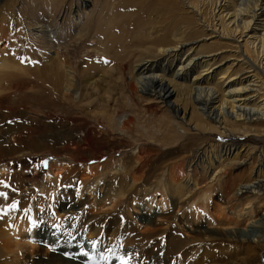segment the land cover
Returning a JSON list of instances; mask_svg holds the SVG:
<instances>
[{
	"label": "bare ground",
	"instance_id": "6f19581e",
	"mask_svg": "<svg viewBox=\"0 0 264 264\" xmlns=\"http://www.w3.org/2000/svg\"><path fill=\"white\" fill-rule=\"evenodd\" d=\"M54 1L55 10L51 15L55 16V20L52 30L49 31L43 26H38L33 28L35 31L32 34V38L40 43L43 51L51 56V63L43 65L41 68L36 67L33 75H39L40 78L38 76L37 78L43 82V85L45 80L48 82L50 86L48 88L55 96L53 97L56 98L57 103L72 105L74 102L80 103L79 101H81L80 99L84 96V93L91 94L92 89L95 91L96 86L99 85V79L92 78L89 75L87 78L84 77L85 80L80 79L78 82L80 78H78V73L81 71L80 66L68 65L62 59V55L66 53L68 40L72 41L74 39L76 44L89 43L97 46L100 42H94L96 39L99 40L96 36L104 35L108 26L106 23H100L104 14V9L100 4L101 0ZM15 4H17L16 0H12V10H15ZM107 5L110 10L109 16L126 10L130 19L128 23L134 35L132 44L133 47L139 50V58L129 65L123 64L122 68L123 71L126 70L127 74L122 79V83L128 95L123 98L120 105L130 111L121 113L119 119L116 120V112L110 109L109 100L104 101L102 99L105 104L98 116L99 120H102L101 126H103L104 133L111 136L109 137L114 140L113 143L118 146L116 149L121 148V158H108L109 160L102 165L97 163L89 167L87 163L83 164L79 161L77 163L75 155H69V157L72 156L69 159L71 165L65 166L66 160H63L61 163H57L59 166L57 171L61 170L59 171L61 174L65 171H67L66 174H71L74 171L71 167L72 164L75 165L76 169L81 168L80 171H83V174L81 178L79 177L80 184L85 186V191L87 190L93 194V201L91 200V203L86 207L82 200L76 205H69L75 211L86 209L88 214L85 213L89 216V220L86 219L87 221L80 224V227H77L70 235L73 244L83 252L82 245L92 239L99 259L106 261L110 258L115 261L117 255L124 251V248L111 245L113 244L111 240L115 236V222L106 221L108 211H104L103 207H105L107 201L103 204L97 201L99 192L103 188L100 185H107L104 182L105 178H109L110 185L117 180L126 182L125 186H123L125 182H123V185L120 184L122 188H117L115 192L113 191L114 194L109 193L112 196L110 198L111 204H115L111 206L113 209L119 207L127 209V211L133 208L136 210L135 213L146 216L147 223L145 222L142 228L139 226L142 230L140 236L142 238L148 237L154 232L158 235V242L168 240L170 237L169 232L172 229L185 226L188 230L191 228V225H188L187 222L184 223L181 217L174 213L162 216L164 214L162 208L168 207L167 204L170 198L172 200L176 199L178 204L185 202L188 204L193 200L189 208L193 207L196 201L201 200L203 201L201 207L205 210L211 192L206 191L204 187L211 188L218 185L226 195L228 203L229 201H236L239 196L258 202L264 199V0H116L115 4L107 1ZM114 18L115 16L113 18L109 17V19ZM112 22V20L109 21V27L114 25H112ZM175 22L178 25L169 29L168 25ZM60 28H67L72 31L69 32L71 37L63 39ZM121 32L123 33V31ZM91 35H94L93 39L89 38ZM224 50L230 52H224ZM0 53H3V51L0 50ZM231 58L233 60L228 62V66L223 67L225 65L223 61ZM6 65V61L0 59V69H3ZM13 68L21 72L18 66H13ZM44 74L46 76L42 78ZM30 84V82L18 80L16 84L7 89L5 87L3 90H13L9 92L11 94L7 93V96L17 97V100L22 99L23 101L25 97L30 98L27 93L30 89H34V87L30 88ZM3 92L1 91L0 97L6 99ZM38 92L33 94V97L42 96L43 91L41 88H38ZM110 100L116 101L114 98H110ZM24 101L26 100L24 99ZM43 101L46 100L43 99ZM115 103L117 104L119 101ZM152 104L156 107L163 106L167 108L168 106L166 110L170 115L166 122L154 126L153 131L149 130V124L140 118L141 114L137 109V106L140 105L141 111H145V106ZM99 120L97 119V121ZM192 131L195 132L194 134L204 135L208 142L202 146L200 145L189 158L184 159V169L180 165L176 167L175 164L171 165L170 168L160 169L162 172L160 171L158 177L156 176L155 183L150 184L147 190L144 189L146 190L145 194L149 195L153 192L154 187L159 188L163 195L159 201L156 202L153 198L150 202H145L146 204H139L137 207L132 206L133 195H135L134 189L137 188L138 182H140V179L134 177V174L138 169L144 167V161L147 160L144 153L150 155L152 152H149V150L147 152L146 146L155 145L165 150L169 144L188 137L192 134ZM15 133V129H12L1 134V166L2 162L12 160L10 157L12 153L8 152L11 147L8 148L3 145L5 143L7 145L11 141L8 142L4 137L11 136L12 141L16 142L18 137ZM67 134L71 136L70 142L73 141L74 148L81 149L85 144H87V148H90V144L93 143L94 138L90 137V133H85L83 139L73 137L70 132H67ZM217 137L219 141L216 142L213 139ZM110 138L109 140H111ZM103 140L106 141V139ZM248 141L252 144H247ZM126 142L133 146L130 147L129 154H126V149H128L127 146L125 147ZM135 149H138V153L134 154ZM111 152H115V149L107 151V153ZM2 153L6 154L3 159ZM86 153L88 154V152ZM111 155L114 156L115 154ZM21 156L19 153L14 158ZM141 156H143V160ZM83 160H92V157L86 155ZM54 165L51 168L55 167ZM79 165L80 167H78ZM242 168L249 171V176L239 183H230L234 179L232 173ZM11 170L12 168L9 167V171ZM63 170L65 171L63 172ZM53 171L49 169V172L43 177V182L40 183L41 191L48 190L49 181L46 183V177H50V180L56 178L55 176L51 177ZM120 171L121 174H118ZM176 173L178 177L173 175ZM39 174H41V171ZM91 175L93 177H90ZM200 177H202V181L199 182ZM121 181H117L118 184L122 183ZM200 185L203 189L201 191ZM197 193L199 194L195 200L193 197ZM167 197H169L168 200ZM66 200L68 199L66 198ZM99 201H101V198ZM68 203L72 202H62L59 205L60 211L56 213L57 215L54 214V217L62 221V217L67 213L65 210ZM182 207L180 206L179 209H182ZM234 208H230L229 211L233 213ZM71 216L73 215L71 214ZM16 217L13 219L14 221H9L11 227L6 230L4 237L13 240L14 238L19 239L20 231H24V237L27 240L32 239L33 230L31 225L35 224L33 219L24 216L23 219L20 216ZM154 218H160L163 221L158 222ZM150 222H154L156 225L150 226L148 224ZM216 224L228 226L232 222L222 219L218 220ZM39 227V232H41L40 241L44 247L47 246L50 249L57 242L52 237L58 240L57 235L60 236L62 229H66V226L62 229H60L61 227L55 229L56 227L51 228L46 225H39ZM202 229L205 228H193L191 229V235L184 234L183 236L182 234L181 238L175 240L178 248L196 242L195 251L199 255L191 264H264V218L254 226L255 233L251 236L244 235V231L214 234L205 230L203 232ZM121 238L126 237L123 235ZM146 241L151 240L139 239V241L126 242L127 250L130 246L132 249L135 246L144 249L145 246L150 244ZM11 242L9 241V243ZM5 249L3 250L5 251ZM13 251H11V254L18 256ZM130 253L129 264H145V261L148 260L145 258V251L144 253L139 251L137 253L138 257L136 254ZM53 254L50 257V263L67 264V262L57 259L58 257L55 258ZM151 263L150 260L146 264Z\"/></svg>",
	"mask_w": 264,
	"mask_h": 264
},
{
	"label": "rangeland",
	"instance_id": "374dc122",
	"mask_svg": "<svg viewBox=\"0 0 264 264\" xmlns=\"http://www.w3.org/2000/svg\"><path fill=\"white\" fill-rule=\"evenodd\" d=\"M107 1L112 2V4L116 3V0L100 1V4L104 9V14L102 15L103 17L101 16L102 20L100 23H106L108 26L105 34H100L101 36L99 37L96 36V38L99 40H94L95 43L96 41L100 43L97 44V46H94L93 44L89 43L76 44L74 39L72 41L68 40L69 47H66V53L62 55V59L64 62H66V64H70L71 66H80L81 71L78 73V78L80 77L78 82L80 79L85 80L89 75L92 78L96 77L99 79V85L96 86L95 91L92 89L90 92L91 94H86L83 92L84 96L80 99V103H75L73 101L74 103L69 105L63 103L59 104L60 102L57 103L55 101L56 98L54 99L55 96L52 95V92H50L51 90L48 88L50 87L48 82L45 80L46 84L44 83L43 85V82L38 79L40 76L37 74L36 76L33 75L36 67L41 68L43 65L51 63V56L43 51L40 43L32 38V34L35 31L33 28L38 26H43L49 31L52 30L55 16H52L51 14L55 10V7L53 6L55 1L16 0L17 4L14 5L15 10H12V0H0V50L3 51V53H0V59L5 60L7 63L6 67L0 69V95L2 94L1 91L3 92L5 87L6 89L9 88L11 85L16 84L18 80L30 82V88L34 87L33 90L30 89L27 93L28 97L30 98L25 97L23 98V101L22 99L17 100V97L9 95L7 96V93L12 92L13 90H5L3 92V94L6 96V99L0 97V137L2 136L1 134L7 133L12 129H15V135L18 137V141L16 142L12 141L11 136L4 137V139H7L8 142H12L7 143V145L6 143L3 144L8 148L11 147L10 151L8 152L12 153L10 156L12 160H6L2 162V166L0 165V242H5L3 243L4 245L0 243L2 244L0 247L2 250L6 248L5 251H2L0 248V264H53L49 262L53 253L55 258L58 257L57 259L65 261L67 264H129V252L136 254L138 257L137 253H139V251L141 253H144L145 251V258L148 259L145 261V264L150 260L152 261L151 264H191V262H193L194 259L199 255L197 251H195L197 245L195 242L178 248L175 240H178L179 237L181 238L182 234L183 236L184 234L189 236L191 235V229L199 227L205 228L202 229L203 232L205 230L214 234H220V232L239 233L240 231H244V235L251 236L255 233L254 226H256L257 223L264 218V199L262 201L259 200L258 202L256 200H248L242 196H239L236 201H229L228 203L226 195L221 190L220 186L216 185L211 188L204 187L206 191L211 192L210 197H208V205L206 206L207 208L205 210H203L201 207L203 205V201L201 200L196 201L194 206L189 208V206L192 205L191 202H193V200L188 204H186L187 202L178 204L176 199L172 200L170 198L168 200L169 197H167L168 207L162 208L164 213L162 216L174 213L178 217H181L184 223L187 222L188 225H191L190 230H188L187 226L183 228H175L174 230L172 229L169 232L170 240L168 238V240L165 242H158V235L154 232L150 236L142 238V236H140L142 233L141 228L145 222L147 223L146 216L140 213H135L136 210L133 208L128 209L130 212L127 211V209L119 207L118 209H113L112 206L115 204L112 205L110 202V198L112 197L110 194H114L117 188L121 189V185H123V182L125 181L117 180L118 182L121 181L122 183L118 184V182L115 181L110 185L111 182L109 178H105L104 182H106L107 185H100L103 188L99 192L97 201L102 202V204L103 202H108H106L105 207H103L104 211H108V214L106 215V221L109 220L108 222H115V236L111 240L113 243L111 245L124 248V251H121L119 255H117V259L115 261L110 258H108L106 261H102V259L98 258L99 255L94 249L95 246L92 239H89L86 244L82 245L84 248L83 252L80 248H78V246L73 244L70 235L73 234L77 227H80V224L89 220V216H87L88 212L86 209L75 211L69 205H76L82 200L83 203H85L84 206L86 207L89 203H91V200L93 201V194L87 190L85 191V186H81L80 184V178L83 174V171H80L82 170L81 168L76 169L75 165L72 164L71 167L74 170L73 173L66 174L67 171L63 170V172H65L61 174L59 172L61 170L58 169L59 171H57V168L59 167L57 163H61V161L66 160L64 163L65 166L71 165V161L69 159L74 155L77 157V163L78 161L82 162L83 164L87 163L89 167L94 166L97 163L102 165L112 157L116 159L121 158V148L116 149L118 146L113 143L114 140L110 138L111 136L109 134L104 133L103 126H101L102 120H99L98 116L103 110L102 108L105 104L104 101L107 100H109V106L111 107L109 108L116 112V120L119 119L121 113L130 111L129 109H125L120 105V102L123 101V98L128 95V92L124 89V85L122 83V79L127 74L126 70L123 71L122 68L124 66L123 64L129 65L139 58V50L133 47L134 45L132 44V42H134V35L128 23L130 21L128 13L125 10L118 12V15L116 14L109 16L110 10L109 6L107 5ZM114 16V19H109V17L113 18ZM110 20L113 21L112 25L114 24L113 26L115 28L113 26L109 27ZM177 25V22L171 23L168 25V28L171 29ZM59 30L63 39L71 37L69 32L72 31L68 30L67 28H60ZM121 31H123V33ZM89 38L93 39L94 35L89 36ZM104 38L105 40H103ZM224 52L229 53L230 51L224 50ZM231 60L233 59L231 58L229 60H224L223 62L225 65L223 67L228 66L227 64H229L228 62H231ZM13 66H18L21 69V72L18 69H14ZM43 76L44 77H41L45 78L46 74ZM37 87L41 88L43 94L42 96L33 97V94L39 93ZM81 87L82 90H84L83 86ZM105 90L107 92H104ZM110 98H114L116 101H119V103L116 104V101L113 102L110 100ZM24 99L26 101H24ZM43 99L46 101H43ZM137 109L141 114L140 118L149 124V130L151 131L154 130V126H158L163 122H166L170 117L166 110L168 109V106L167 108L163 106L156 107L152 104L145 106V111H141L139 105L137 106ZM97 119L99 121H97ZM67 132H70L71 135L77 139H83L85 137V133H90V137L94 138L93 143L90 144V148H87V144L81 147V149L74 148L73 146H75V144L73 141L70 142L71 136H68ZM191 133L192 134L188 135V137L180 141L178 140L179 142H172L173 144H169L165 150H162L161 147H157L155 145L146 146V151L149 150V152H152L150 155L144 153L145 158L147 159L144 161V167L143 169H138L134 174V177L139 178L140 182H138L137 188L134 189L135 195H133V200L135 202H132V206L137 207L139 204H146L145 202H150L153 198L156 202L159 201L163 196L159 188L154 187L152 190L153 192H151L149 195L145 194V191L148 187H150V184L155 183L159 172L164 167L170 168V166L173 164H175L176 167L180 165L182 169H184V159L189 158L193 154L192 152L200 147V145L202 146L208 142L204 135L194 134L195 132L193 133V131ZM102 138L106 139V141ZM109 138L112 141L109 140ZM213 140L217 142L219 141V138L217 137ZM128 143L129 142H126L125 145V147H128V149H126V154H129L128 152L130 147H133ZM247 144H252V142L248 141ZM179 146L180 148H178ZM72 148L79 152H75ZM113 149H115V152L107 153V151L109 152ZM86 152H88V154ZM19 153L22 156L19 158H14ZM135 153H138V149H135L134 154ZM79 154L84 156V158H82V156ZM111 154L115 155L113 156ZM69 155L72 156L69 157ZM86 155H91L92 160L84 161L83 159H85ZM5 157L6 154L2 153V159ZM75 157L73 158L75 159ZM141 157L143 160V156ZM53 164H55V167L51 168ZM40 165H43V168ZM9 167L12 168L11 171H9ZM78 167H80V165ZM49 169L54 170V173L56 172L55 175L54 173L51 175V177L55 176L56 178L50 180V177H46V183L49 181V185L47 187L48 190L41 191L40 183L43 182V177L46 176V174L49 172ZM40 171L41 174H39ZM118 174H121V171ZM173 175L178 177L177 173ZM232 176H234V179L230 183H239L249 176V171L242 168L233 172ZM90 177L93 176L91 175ZM198 181H202V177H200ZM125 185L126 182L123 186ZM76 187L78 188L76 189ZM201 187L202 185H200V191L203 190ZM198 194L199 193L193 197L195 200L196 197H198ZM66 198L68 200H66ZM100 198L101 201H99ZM62 202L72 203L67 204L65 210L67 213L62 217L61 221L59 218L54 217V214L60 211L59 205ZM180 206H183L182 209H179ZM230 208L235 209H233V213L229 211ZM71 214L73 216H71ZM16 216H20L22 219L23 216L26 218H32L33 222H35V224L33 223L31 225L33 230V236L32 239H30L31 241L24 237V231H20L18 236L20 237L19 239H15L13 237V240L4 237L6 230L11 227L9 221H14L13 219ZM155 219L156 218H154V220ZM159 219L160 218H157L156 220L158 222L163 221L162 219ZM222 219L230 220L232 224L228 226L216 224L218 220ZM148 224H150V226L156 225L154 222H150ZM39 225H46L47 227L51 228L56 227L55 229L60 227V229H62L64 226H66V229L63 228L61 235H57L56 238H58V240L52 237V239L57 242H55L53 248L50 249L47 248V246L44 247L43 243L40 241L39 237L41 232H39ZM139 226H141V228ZM123 235L126 238H121ZM84 238L85 237L83 236V241ZM139 239H149L151 241H146L150 244L145 246L144 249L143 247L137 248L136 246V248L133 247L132 249L130 246V248L127 250L126 242L139 241ZM9 241H12L13 243H9ZM121 241H123V246ZM19 242L21 243L19 244L20 248L19 245L16 244ZM14 246L19 252L16 251V248L14 249ZM8 248L10 249V252ZM11 251L14 253L16 252L18 256L14 254L13 256Z\"/></svg>",
	"mask_w": 264,
	"mask_h": 264
}]
</instances>
